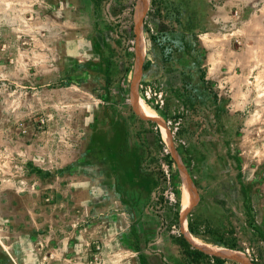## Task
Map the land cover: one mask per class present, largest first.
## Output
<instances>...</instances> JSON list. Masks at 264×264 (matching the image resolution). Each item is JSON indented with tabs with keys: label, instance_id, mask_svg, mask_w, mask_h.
I'll use <instances>...</instances> for the list:
<instances>
[{
	"label": "rangeland",
	"instance_id": "obj_1",
	"mask_svg": "<svg viewBox=\"0 0 264 264\" xmlns=\"http://www.w3.org/2000/svg\"><path fill=\"white\" fill-rule=\"evenodd\" d=\"M136 1L0 0V264H190L179 165L125 73ZM241 1L149 0L135 96L195 189L188 232L264 264V40Z\"/></svg>",
	"mask_w": 264,
	"mask_h": 264
},
{
	"label": "bare ground",
	"instance_id": "obj_2",
	"mask_svg": "<svg viewBox=\"0 0 264 264\" xmlns=\"http://www.w3.org/2000/svg\"><path fill=\"white\" fill-rule=\"evenodd\" d=\"M139 31H140V42L137 44L138 47V60L136 61V70L137 75L139 74L141 70V65L143 61L144 51H145V38L142 32V26L139 24ZM137 78L136 77L133 81V86L131 87V93L134 96L132 99L133 104L136 106V109L139 114H141L144 117L150 118L151 120L155 121L161 131V137L164 140V142L168 145L169 150L175 158L177 164L179 165V174L181 177V210H180V216L182 217V225H181V231L185 234L186 238L190 241L191 245L199 250L207 251L210 253H215L224 257L229 258L231 261L236 262L238 264H251L250 261L247 260V258L238 250H233L221 246H213L206 243L201 242L200 240L196 239L190 232L187 230V219H186V209L187 207L192 203L191 202V193L194 194L195 197V189L193 187V184L185 170L184 164L182 162V158L180 154L175 150L174 146L170 142V139L168 137V132L166 129L165 121L162 118V116L157 113L156 111L144 107L142 102H140L139 97L138 100L136 98L137 93ZM132 96V97H133ZM141 103V104H140ZM143 106V107H142ZM180 217V218H181Z\"/></svg>",
	"mask_w": 264,
	"mask_h": 264
},
{
	"label": "trees",
	"instance_id": "obj_3",
	"mask_svg": "<svg viewBox=\"0 0 264 264\" xmlns=\"http://www.w3.org/2000/svg\"><path fill=\"white\" fill-rule=\"evenodd\" d=\"M152 4H153V2H152ZM133 32H134L133 29H131L129 32L122 33L123 35H127V37L131 38L130 49L126 50V55H128V57H130V66L125 71L126 75L129 72H131L134 68V62L131 61L135 57L134 56L135 55L134 44L132 43V41L134 42V40H135V35ZM146 68H147V63L143 66L144 70ZM109 79L110 78H107L106 81H109ZM203 80L205 81V77H203ZM150 124H152L155 127V132L157 134L159 142L164 146L165 143L163 142V140L161 138V133H160L159 127L155 123L150 122ZM166 163H167L168 170L170 171V173H172L173 164L175 162H174L170 153H167V155H166ZM170 178L172 181V185H175V183L173 182L172 174H171ZM179 180H180V178H179ZM173 187H174V194H175V198H176V201L174 203V207L176 208V211H177L176 216H177V220H178L179 212H178L177 208L180 207L179 205L181 204L180 203L181 197H180V193L178 191L177 186L175 185ZM188 228H189V232L192 235H194L195 237L202 238L206 241H211L212 243H214L218 246H221V247H225V248H229V249H233V250L239 249L236 242H234V241L230 242L229 240H226L224 235L221 234V232L218 230L210 229V228H207L206 230H199L194 226V224L192 222L189 223ZM174 242L178 246H180V249L182 251L183 256L185 257L187 262H189L190 264H230V262L228 260H224V259H221V258L216 257V256L208 255V254L194 248L188 242V240L186 238H184L183 235L176 237ZM252 263L256 264L254 261H252ZM233 264H236V263H233Z\"/></svg>",
	"mask_w": 264,
	"mask_h": 264
},
{
	"label": "water",
	"instance_id": "obj_4",
	"mask_svg": "<svg viewBox=\"0 0 264 264\" xmlns=\"http://www.w3.org/2000/svg\"><path fill=\"white\" fill-rule=\"evenodd\" d=\"M148 5H149V0H137L136 1L135 11H134V34H135V47H134L135 59H134V63H135V65H136V61L139 58V56H138V47H137V44L140 42L139 24H141L142 32H143V23H144V18H145L146 14H147ZM143 35H144V33H143ZM141 71H143V65L141 67ZM134 76H136V68H134V70H133V77H132L133 80L135 78ZM133 80L131 82V86L134 85L133 84ZM190 195H191V202H193L194 201V194L191 193ZM197 203L194 204V205H190L186 209L187 210L186 211V215L187 216L196 207ZM181 225H182V217L180 218V228H181ZM200 251H202V250H200ZM202 252H204V251H202ZM204 253H206V252H204ZM206 254H208V253H206ZM208 255H211V254H208ZM211 256H213V255H211Z\"/></svg>",
	"mask_w": 264,
	"mask_h": 264
},
{
	"label": "crops",
	"instance_id": "obj_5",
	"mask_svg": "<svg viewBox=\"0 0 264 264\" xmlns=\"http://www.w3.org/2000/svg\"><path fill=\"white\" fill-rule=\"evenodd\" d=\"M241 3L243 6H253V8H255L253 14L249 16L248 21H245L244 24L247 25L250 22L258 23L261 43L262 40H264V0H242ZM261 54L263 55L264 53L261 51ZM260 74L262 75V71H260ZM262 84H264V82Z\"/></svg>",
	"mask_w": 264,
	"mask_h": 264
}]
</instances>
